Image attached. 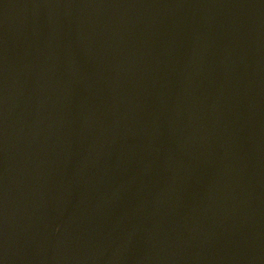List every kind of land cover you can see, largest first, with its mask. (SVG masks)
<instances>
[{
  "label": "water",
  "instance_id": "water-1",
  "mask_svg": "<svg viewBox=\"0 0 264 264\" xmlns=\"http://www.w3.org/2000/svg\"><path fill=\"white\" fill-rule=\"evenodd\" d=\"M0 264H264V0H0Z\"/></svg>",
  "mask_w": 264,
  "mask_h": 264
}]
</instances>
